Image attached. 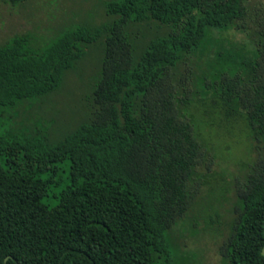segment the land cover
<instances>
[{
	"label": "trees",
	"instance_id": "1",
	"mask_svg": "<svg viewBox=\"0 0 264 264\" xmlns=\"http://www.w3.org/2000/svg\"><path fill=\"white\" fill-rule=\"evenodd\" d=\"M97 2L98 23L0 43V264H186L170 233L213 110L261 156L223 258L264 264V0Z\"/></svg>",
	"mask_w": 264,
	"mask_h": 264
},
{
	"label": "rangeland",
	"instance_id": "2",
	"mask_svg": "<svg viewBox=\"0 0 264 264\" xmlns=\"http://www.w3.org/2000/svg\"><path fill=\"white\" fill-rule=\"evenodd\" d=\"M249 1L261 4V0ZM104 18L97 0H23L16 4L0 0V43L25 32L46 39L62 26L89 19L98 23ZM219 38L244 42L243 34L231 30L214 32L212 40ZM212 40L207 44L210 51ZM209 58L190 56L198 65L195 72L205 70ZM209 120L212 125L202 122L199 131L208 148V161L197 171L192 203L170 233L186 264H227L224 244L238 214L235 181H241L260 156L254 146L258 144L250 142L241 120L225 119L214 110Z\"/></svg>",
	"mask_w": 264,
	"mask_h": 264
},
{
	"label": "water",
	"instance_id": "3",
	"mask_svg": "<svg viewBox=\"0 0 264 264\" xmlns=\"http://www.w3.org/2000/svg\"><path fill=\"white\" fill-rule=\"evenodd\" d=\"M261 253L264 254V246H263V248H262V250H261Z\"/></svg>",
	"mask_w": 264,
	"mask_h": 264
}]
</instances>
